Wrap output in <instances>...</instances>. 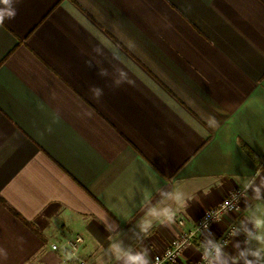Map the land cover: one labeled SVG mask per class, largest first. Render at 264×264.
<instances>
[{
  "label": "crops",
  "instance_id": "crops-1",
  "mask_svg": "<svg viewBox=\"0 0 264 264\" xmlns=\"http://www.w3.org/2000/svg\"><path fill=\"white\" fill-rule=\"evenodd\" d=\"M16 7L0 27V264H98L110 244L104 223L151 258L180 231L178 218L192 223L244 179L264 178L244 148L264 156V0ZM116 69L134 83L114 87ZM158 188L182 191L187 207L169 201L174 222L154 220L141 245L130 230L158 205ZM240 206L238 223L248 215ZM234 218L228 212L214 233ZM76 232V254L50 248ZM225 251L235 255L231 244ZM200 252L193 243L175 264Z\"/></svg>",
  "mask_w": 264,
  "mask_h": 264
},
{
  "label": "clouds",
  "instance_id": "clouds-1",
  "mask_svg": "<svg viewBox=\"0 0 264 264\" xmlns=\"http://www.w3.org/2000/svg\"><path fill=\"white\" fill-rule=\"evenodd\" d=\"M19 2L20 0H0V27L4 26L6 21L16 18L18 14L16 5ZM94 51L102 54V50L99 48H95ZM114 58L120 59L115 53ZM85 63L91 66L93 62L89 60ZM116 73L113 78L114 87H119L124 83L130 85L134 83L122 69H116ZM98 75L106 77L109 73L106 68H99ZM90 91L93 93V98L97 100L103 95V89L98 86H93ZM53 98H55L54 93ZM205 120L210 128L218 126V121L214 116L208 115ZM258 176L259 173H256L244 179L240 184L239 193L233 192L231 200H226L220 205L225 215L229 211H239L240 198L244 199L248 208V215L231 227L228 239H216L214 234L209 231L207 218L203 221L202 234H204V239L201 242V264H264V210L260 208L259 203L255 205L252 203L253 201L264 202V178L259 179V182H257ZM249 190H251V195H249ZM157 192L160 197L158 205L149 207L146 212L148 218L143 219L136 228L130 230L132 234L129 239H134L138 244L142 245L144 237L150 233L153 227L154 220L161 224L174 222L176 209L168 203L169 201L180 208L187 207V198L182 191L158 188ZM148 198L149 194H146L145 200L147 201ZM217 220H219V217H217ZM104 225L106 231L111 233L109 237L110 244L106 249L101 250L98 256V264H153L146 247L135 248L130 244H126L120 238L118 225L115 230L107 223H104ZM240 235H243L245 239L242 242H233L232 238ZM18 240L20 243L24 242L23 237H19ZM229 244L235 249V255L225 251ZM7 257V250L0 246V259L6 260ZM157 264H159L158 261Z\"/></svg>",
  "mask_w": 264,
  "mask_h": 264
},
{
  "label": "built area",
  "instance_id": "built-area-1",
  "mask_svg": "<svg viewBox=\"0 0 264 264\" xmlns=\"http://www.w3.org/2000/svg\"><path fill=\"white\" fill-rule=\"evenodd\" d=\"M240 186H236L231 189L217 204L206 209L194 222L188 223L183 218H178L177 223L180 227V231L177 232L167 243V245L158 253H155L151 259L153 264H175L179 261V258L185 251V249L191 245L196 244L201 248V242L204 239V234H202V223L207 218L208 228L214 234V237L218 240H226L229 238V233L233 225L238 224V220L243 214L241 209V200L240 198L238 207L239 211L233 210L229 212L235 213V218L231 220L228 225L221 231L214 233L213 226L218 222L225 214L223 209L220 207L226 200H231V194L233 192L239 193ZM219 217V220H217ZM245 238V237H244ZM83 242L82 234L76 232L69 235H65L61 241H55L50 243V248L55 251H59L65 255H74L76 254ZM202 254L200 252V257L191 264H201ZM83 263L82 261H79Z\"/></svg>",
  "mask_w": 264,
  "mask_h": 264
},
{
  "label": "trees",
  "instance_id": "trees-1",
  "mask_svg": "<svg viewBox=\"0 0 264 264\" xmlns=\"http://www.w3.org/2000/svg\"><path fill=\"white\" fill-rule=\"evenodd\" d=\"M245 150L248 152V154H250V156H252V158L256 161L257 167H261L262 164L264 163V156L261 158H258L256 155L253 154V152L250 151L249 148L244 147ZM0 200L2 201V199L0 198Z\"/></svg>",
  "mask_w": 264,
  "mask_h": 264
}]
</instances>
